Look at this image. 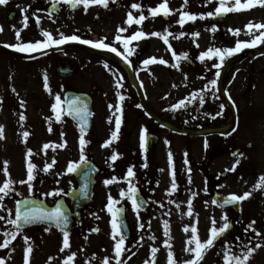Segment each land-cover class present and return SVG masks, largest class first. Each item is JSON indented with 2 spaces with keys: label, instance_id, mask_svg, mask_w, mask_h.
<instances>
[{
  "label": "flooded vegetation",
  "instance_id": "flooded-vegetation-1",
  "mask_svg": "<svg viewBox=\"0 0 264 264\" xmlns=\"http://www.w3.org/2000/svg\"><path fill=\"white\" fill-rule=\"evenodd\" d=\"M135 1L138 0L107 2V7L92 4L87 11L83 5L60 6L57 14L51 16L48 8L46 12L41 8L29 9L31 13L27 27L24 26L21 10L18 13L10 11L8 16L6 12H0V26L3 28L0 31V48L5 49L9 48L5 45H14L13 39H10L14 37V33L8 34L10 21L14 23L18 19L22 20L20 31L29 33L30 40L35 37L36 40L45 39L42 35L45 30L41 25L47 22L42 16L54 19L50 31L47 32L54 33L55 39L59 38L60 33L66 36L75 34L81 39L103 41L115 46L124 56L127 55V50L122 43L116 42V36L127 39L137 31L146 34L143 38L131 41L129 48L135 51L128 56L127 61L116 53L93 47L69 51L67 46L62 45L59 52L31 59L27 56L34 54L20 52L16 55L0 50V53L6 54L5 57H0V125L3 126L5 137L0 139V186L8 179L13 181V191L4 197L0 205V210L11 208L13 211H8V217L5 216L6 219L0 223L7 224L9 216L15 218L17 202L28 199L41 201L49 206L64 202L72 218L68 249L61 252L62 230L51 227L50 231H45L46 226L28 227L19 231L8 247L0 248V259L4 264H25L29 246L33 251L28 254V264H63L64 259L71 253L76 255L70 264H99L95 254L88 249L90 245L85 239L89 231L99 228L94 226L88 229L87 223L83 221V217L91 212L92 216L98 215L91 210L97 195L101 199L100 207L106 213L109 196L118 202L114 207L123 209L131 232V238L125 244L132 239L134 242L131 247L134 248L138 243V250L141 252L126 255V264H145V261L153 264L151 248L156 246V241L150 239L155 237L151 234L152 227L164 225L165 221L168 225L174 222L176 217L172 214V204L181 196L178 193L189 186L185 145L190 142L199 143L201 152L210 154L209 158L206 155L204 158L199 157L198 172L201 176L204 168L219 162L227 163V174L220 175L219 179L206 176L205 184H220L228 176L229 169H232L231 163L224 158H227L230 151L232 136L239 132L238 128L245 119V106L252 102H255V106L257 102L264 100L244 98L242 86L243 79L249 76L255 79L258 71L264 68V43L245 48L226 58L219 69L212 66L219 63L218 57L210 60L206 58L201 62L199 56L209 48L224 49L235 47L237 41L250 42L253 36L247 34L246 25L249 22L264 23V7L257 5L248 10L229 12L221 17H209L207 13H214L218 0H213L212 3L207 0H194L196 6H189L183 11L197 17L203 14L205 18L188 21L181 27L177 23L180 17L174 19L170 15H163L162 19L166 24L157 27L158 16L152 17L149 12L153 8L151 4L141 13L146 17L141 24L127 23L129 12L134 18H139L137 10L132 8ZM229 4H234V0H229ZM93 12L94 21L98 25L95 28L89 23L90 14ZM36 17H39V24ZM213 26L216 28L215 32L211 30ZM120 28L127 31L119 32ZM229 29H239V35H234ZM261 31L264 29H253L255 35H259ZM152 33L172 35L168 36L166 44L163 35L154 36ZM180 33L184 35L181 36ZM194 33H199V36H194ZM20 37H24V34H20ZM23 41L31 42L27 38ZM149 58H155L156 62L145 65L143 61ZM161 59L167 63H159ZM244 63L243 68H240ZM217 72L220 73L219 77L216 76ZM45 77L50 91L44 87ZM213 79L217 81L215 87L210 83ZM117 83L122 86L118 88ZM13 88L15 92L12 91ZM193 93L197 94L195 99L192 98ZM56 95L62 101L60 121H57L52 111ZM77 95L88 96L92 103L91 129L83 132L87 141L84 154L87 162L91 161L100 169L96 176L93 201L81 208L78 220L72 209L70 193L79 190V184L75 172L65 174L69 162H80L81 126L72 120L67 109L70 97L74 98L73 101L78 98ZM120 96L124 99L120 100ZM200 96L204 98L203 104L200 103ZM80 100L84 102L83 99ZM180 101H185L184 106L174 108ZM118 106L120 111H117ZM21 114L25 116L23 121L20 120ZM117 117L121 119L118 139L105 147V142L115 131ZM25 131L29 133L26 140L23 137ZM186 131L196 133L191 135ZM61 133H64L63 137ZM142 135L145 138L143 149ZM64 141L67 142L66 147L43 150L46 143L54 145ZM28 149L33 151L34 155L30 159L36 165L31 190L27 183H20L27 179ZM113 154H118L115 161L110 159ZM233 155L235 154L230 155L232 159ZM53 159V167L44 172L45 165L51 164ZM5 161L8 162L7 175L3 170ZM129 167L135 173L132 178L127 177ZM173 172L177 189L169 195ZM113 177L116 181L106 185L105 181ZM129 181L138 190V201L146 202L140 203L138 212L133 210L129 199L120 195L121 190L127 192ZM55 190H62L61 195H47ZM220 211L230 213L231 210ZM140 224H144L143 229L139 227ZM9 227L11 232L16 231L13 225L10 224ZM146 231H149V235H145ZM25 236L29 238L27 242ZM4 239V234H0V244ZM226 251L225 247L221 248L222 257ZM209 254L210 249L201 264H206ZM191 258L188 252L181 250L174 260L175 264H183ZM155 264H164L159 251L155 254Z\"/></svg>",
  "mask_w": 264,
  "mask_h": 264
},
{
  "label": "rangeland",
  "instance_id": "rangeland-1",
  "mask_svg": "<svg viewBox=\"0 0 264 264\" xmlns=\"http://www.w3.org/2000/svg\"><path fill=\"white\" fill-rule=\"evenodd\" d=\"M114 1L119 0H107V2ZM163 2L164 0L135 1V4L140 5V9H136L138 12L137 14L140 16L143 11L145 12L148 9V4H151L154 8ZM167 2L169 9L173 10L172 14H170V16H172L171 18L178 19L180 17V11L177 10L182 8V5H184V0H167ZM53 3H56V0H9L8 5H0V12H6L8 16L10 11H17L18 13V10H21L22 13V9H27L26 13H22L24 18L25 15L28 17L30 16L31 10L29 9L41 8L46 12L47 8ZM57 4L59 6H68V4L63 3L62 0H60V2ZM79 5L82 7V4ZM189 6H196L194 0H188V4L184 8H189ZM94 14L95 12L90 14L91 18L89 22L90 25H93V28L98 27L94 21ZM162 16L163 14L161 13L157 17V27L164 26V24H166L163 21ZM41 18L47 22L45 25H41V28L43 27V30L50 31L54 19L51 17L44 18L43 16ZM7 21L9 22V20ZM21 23L22 20L19 19L14 23H11L10 21L11 28L8 30V34L11 35L14 33V37L10 38L13 39V41H9L10 44H12V42L14 44L26 43L23 41L25 38H27L28 41H31L30 43L44 40H36V37L34 40H30L31 36L29 38V33H23L20 31ZM100 30L102 31L101 28ZM17 31L21 32L20 34H24V37L17 39ZM157 32H159L158 29ZM51 34L55 39L54 33ZM78 48L84 49L82 46L75 45V47H69L68 50L73 51V49ZM9 49L11 51L17 52L12 47H9ZM24 53L30 54L36 53V51ZM5 56L6 54L0 53V57ZM245 63L241 64L240 68H243ZM258 72V77L256 76L255 79L251 76L243 79L242 86L244 98L253 100L257 98L264 99V68L260 69ZM252 84L254 86H252ZM254 103L255 102H252L245 106V119L242 120L238 128L239 132L232 136V145L230 151L227 155V158H224L231 163L232 168L235 167V170L229 171L226 179L221 180L220 184L209 183L207 185L205 184V179L206 176L209 178L210 175L219 179L220 175L226 173L225 169L227 163L222 164L219 162V159V163L217 165H212L207 169L204 168L202 171V177L201 173L198 172V165L200 163L199 157L204 158L206 153L201 152L199 143L190 142L185 145L189 186L186 187V189H182L178 193L181 196L178 198L176 203L172 204V214L174 217H176V219L172 224L168 225L169 235H165L164 225H156L152 227L153 231L151 232V234L155 236L156 246L154 247L160 252L164 264H167L169 251L173 253L174 257L178 256L179 251H185L186 246H188L187 240L191 237V226H195L197 228V235L199 239L201 241H206L210 235L212 219L215 218L216 227H220L223 223L221 220L223 215H227L228 221L234 225L235 229L231 235L210 248V254L206 260V264H225L224 259L220 254L222 247H225L227 251L230 248V254H232L233 250V253L239 254L242 250V245L254 247L255 243L257 242L264 245V186L260 188L257 187V185L260 184L261 178L264 177V100L257 102L258 104L253 106ZM238 150H240V153H238ZM236 153H238V155H236ZM232 154L236 155H233V159L230 156ZM206 156L209 158L210 154ZM237 161H239V163H236ZM209 181L211 180L209 179ZM213 192H220L224 195H243L246 192H251V196L248 199L240 202L241 212L239 214H234L232 211H230V213H223L220 210L218 211L217 208L212 204ZM193 193H195L194 196ZM99 198V195H97L96 200L91 206V210L97 212L98 215L92 216L91 212L86 217H83V221L87 223L88 229L97 226L100 231L98 234H95L93 231L88 230L89 232L87 234V242L90 245L88 249H91V252L95 254L96 260L99 264H102L106 258L108 259L109 264H116V257L114 255V241L111 239V216L100 207L101 199ZM190 198L192 199L193 217H189L187 215V202ZM177 204H179V207H177ZM11 210L13 211L11 208L0 210V216L8 217L7 212ZM1 221L2 220H0V222ZM252 221H255L253 227L261 233L260 237H257L255 232L251 231L250 229L246 231L247 226ZM9 225L10 224L8 223H0L1 235H3L5 232H11L12 229H10ZM186 226L189 227L188 232L184 231ZM145 235H149V231H146ZM165 241L171 245V248L166 247ZM133 242L134 240L131 239L127 244H125V251L120 257L122 261H125L126 255L135 254V252H141L138 250V243L134 248L131 247ZM191 246L194 247L195 245L193 244ZM148 251H150V249H148ZM149 264H151V261ZM249 264H264V247H261L253 254Z\"/></svg>",
  "mask_w": 264,
  "mask_h": 264
},
{
  "label": "snow or ice",
  "instance_id": "snow-or-ice-1",
  "mask_svg": "<svg viewBox=\"0 0 264 264\" xmlns=\"http://www.w3.org/2000/svg\"><path fill=\"white\" fill-rule=\"evenodd\" d=\"M60 0H56V3H59ZM63 3L65 4H70V5H79L82 4L85 11H87L88 7L92 4H102L103 6L107 7V0H62ZM208 3H212L213 0H207ZM9 4V0H0V5H8ZM188 4V0H184V5H182V8L180 10V18L177 21V23H179L181 25V27H183V25L188 22V21H195L197 18L203 19L205 18L203 14H201L199 17H197V15L194 14H190L186 11H183V8L186 7ZM257 5H259L260 7H264V0H244V2L242 3L241 0H234V4H229V0H218V6L215 8L214 13L213 12H208L207 16L211 17L213 15H224L227 14L229 12H239L242 10H248L251 9L253 7H256ZM56 4L53 3V8H55ZM132 8L139 10L140 9V5L139 4H133ZM171 9H169L168 7V2L167 0H164L163 3L159 4L157 7L154 8H150L149 12L151 14L152 17H156L158 15H160L161 13L164 16H168L170 14H172ZM27 9H22V13H26ZM49 15L51 16L52 13L50 12ZM146 19V17L141 14L139 16V18H134L132 13L129 12L128 17H127V23L129 25H132L133 23L135 24H141L144 20ZM27 21H28V16L25 15L24 16V26L27 27ZM36 22L37 24H39L40 20L39 17H36ZM246 28L248 29V33L249 35L253 36V39L250 42H241V41H237L235 47H230V48H209L206 52H203L200 54L199 59L201 60V62L205 61V59H212L213 57H218L219 58V63L213 64L212 66L219 69L220 67H222V65L224 64L226 58L231 57L239 52H241L243 49L245 48H253L256 47L258 43H264V31H261L259 35H255L253 32V29L255 30H261L264 29V23H255L253 24L252 22H249L248 25H246ZM213 32L216 31L215 26H213V28L211 29ZM0 31H3L2 26H0ZM119 32H125L127 31V29L125 28H120L118 30ZM229 31H232L234 35H239V29L236 30H232L229 29ZM43 37H45V39L43 41H37L35 43H17L14 45H5V47H12L15 51L17 52H34L37 50H41L44 49L46 47H50L52 45H62L68 42H79L81 44H87V45H91V47L93 48H97V49H106L110 52L116 53L117 56H122V58H124L126 61L128 59V56H131L135 49L133 48H129V44L131 43V41L140 39L145 37V33L143 31H137L135 32L131 37L127 38V39H122L120 35H117L115 40L116 42L122 43L123 44V48L125 50H127V55L124 56L120 51L117 50V48L115 46H111L109 44L104 43L103 41H99V42H94L92 40H87V39H81L79 36L73 34L70 36H66L63 33H60V36L58 39H54L52 34L50 32L47 31H43L42 32ZM152 35L154 36H161L163 34L161 33H152ZM172 35V33H167V35H163V39L164 42L167 44L168 43V36ZM180 35H184V33H180ZM194 36H199V33H194ZM16 36L17 39L20 38V32L17 31L16 32ZM179 38V37H177ZM173 55H175V53H173ZM182 58H186V57H182ZM156 60L155 58H149L143 61V63L145 65L148 64H152L155 63ZM159 63L161 64H166L167 62L164 61L163 59L159 60ZM107 67V65H105ZM220 73L217 72L216 76L219 77ZM211 85L213 87L216 86V79H213L210 81ZM122 85H120L119 83H117V87H121ZM45 89L49 90L48 88V83H47V77H45V85H44ZM207 87V86H206ZM13 92H15V89H12ZM197 96L196 93L192 94V98L195 99ZM120 100H123L124 97L120 96L119 97ZM189 103H191V100L188 101ZM61 97L59 95L55 96V103L52 105V111L55 113L56 115V119L57 121L61 120V113H62V108H61ZM200 103L203 104L204 103V98L203 96H200ZM83 102L80 100V98H76L73 101H70L68 103V114H74L76 117L79 118L80 122H81V137L79 140V145H80V162L79 163H75V162H69L68 167L66 169V173H74L77 171V169L80 168L81 164H84L87 162V158L84 154V150L85 147L87 145V141H85L84 137H83V132H84V124L87 121V116H88V112H87V107L86 105H83ZM185 104V101H180L178 104L174 105L173 107L176 109H179L181 107H183ZM111 107V106H110ZM221 108H223V105H221ZM121 109L119 108V106L117 107V111H120ZM25 119V116L23 114L20 115V120L23 121ZM111 122V120L109 121ZM121 127V119L120 117H117L115 120V131L112 132L111 134V138L105 142L104 146L107 147L109 146L113 140L118 139V133ZM51 127H49V131L51 132ZM29 136L28 132H24L23 133V137L25 138V140L27 139V137ZM61 136H64V133H61ZM4 129L3 126L0 125V139H4ZM144 136H141V148L143 149L145 147V143H144ZM67 146V142L64 141L63 143L60 144H49L46 143L43 145V150H47L49 148H52L53 150H55L56 148H63ZM27 157L29 158L27 161V179L24 181H20V183H27L29 190H31L32 188V181L35 179L34 176V169L36 168V165L34 163L31 162V157L34 155L33 151L31 149L27 150L26 153ZM118 158V154H113L112 157H110V159L112 161H115ZM172 157H171V153L169 154V162L171 163ZM55 163V159H53V162L51 164H46L43 171L44 172H48L52 167L53 164ZM236 163H239V161H237ZM7 164L8 162L5 161L4 162V173L5 175H7ZM146 167V165H145ZM230 171H234L235 167H233L232 169H229ZM135 176V173L133 171L132 167H129L127 170V177L128 178H132ZM116 181V178L113 177L112 179L106 180L105 184L109 185L112 184ZM12 184L13 181L11 179L6 180L2 186H0V205H2V202L4 200V197L9 196L10 193L13 191L12 188ZM264 186V177L261 178L260 180V184L257 185L258 188ZM177 189V184L175 181V173H172V182H171V188L169 189L168 194L171 195L173 192H175V190ZM83 191V189H82ZM62 190H55L53 192H49L47 193V195H51V196H59L61 195ZM121 197H126L127 199H129L131 201L132 207L134 211H139V205H138V190L137 188L131 183V181H129V186L127 189V192L121 190L120 193ZM195 195V193H193V196ZM251 196V192H246L243 195H237V194H231L229 197L223 199V202L219 205L220 207H223L224 205L227 204H238L242 201H244L245 199H248ZM170 203H172L173 201H169ZM33 201L30 200H25L23 202L24 204V208L23 210L21 209L20 202H17V208L15 211V218H11V216H9V218H7L6 222L13 225L14 228L16 229V231H12V232H5L4 236V242L2 244H0V248H4V247H8V245L10 244L11 240L15 239L18 232L22 230V227L25 225H33V224H37V223H45L47 226L45 227V231H50L51 227L55 226L56 228H59L62 230L63 232V246L61 248V252H63L65 249H68L70 247V243H69V231H67L68 229V225H69V217L68 215L65 214L64 211H62L61 206L58 204L53 210L51 211H44L40 208L37 207H33ZM118 203L117 201H115L111 196H109V200H108V204L106 205L107 211L108 213L111 215V239L114 241V255L116 257V264H126V261H122L120 259V257L122 256V253L125 251V241H126V236L124 234H122L121 228H122V223H118V220H120V218L122 217L123 214V209L122 208H116L114 207V205ZM141 204L146 203L144 201L140 202ZM188 212L187 215L189 217H193V210H192V199L190 198L188 200ZM213 203H216V201H213ZM161 207H163V205H161ZM177 207H179V204H177ZM6 218L4 216H0V220H5ZM222 220V224L220 227H216V220L215 218L212 219V227L210 228V235L209 238L206 241H201L197 235V228L195 226H191V237L187 240V245L185 248V251L188 252L192 258L188 259L186 261L183 262V264H201V261L204 258V255L206 254V252L212 248L215 244V242L217 241L218 238H220L228 229L231 228V224L228 221V217L227 215H223L221 217ZM255 224V221H252L251 223H249V225L247 226V230H251L253 232H255V235L257 237L261 236V233L259 231H257L253 225ZM139 227L141 229L144 228V224H140ZM164 227H165V235H169L168 232V222L165 221L164 222ZM92 231H99V229H93ZM185 232L189 231V227H185L184 228ZM170 238V237H169ZM25 242H27V240L29 239L27 236L24 237ZM85 239H87V237H85ZM150 239H155V237H150ZM195 245L194 247H192L191 245ZM165 245L168 248H171V245L168 244L167 241H165ZM242 250L239 254H235V253H231V249L229 248L228 251L225 252L224 254V262L225 264H249L250 259L252 258L253 254L260 249L261 247H264V245H262L261 243L257 242L255 243L254 247L253 246H249V245H242ZM32 248L31 246H29L26 250V255H25V264H28V260H29V255L32 252ZM158 252V249L155 247L151 248V254H152V261L153 264H155V254ZM75 253H71L70 255H68L66 257V259H64L63 264H70V262H72L74 260L75 257ZM130 259V257H129ZM0 264H4L3 260L0 259ZM102 264H109L108 259L106 258ZM145 264H148V261H145ZM167 264H175V260H174V256L173 253L171 251L168 252V257H167Z\"/></svg>",
  "mask_w": 264,
  "mask_h": 264
},
{
  "label": "water",
  "instance_id": "water-1",
  "mask_svg": "<svg viewBox=\"0 0 264 264\" xmlns=\"http://www.w3.org/2000/svg\"><path fill=\"white\" fill-rule=\"evenodd\" d=\"M69 6H71V5L69 4ZM58 7L59 6L57 4H56L55 8H53V5H50L49 13L51 12L52 14H57V12L59 10ZM56 50H58V47L52 48L51 50H48L46 52H42L41 54L50 53V52L56 51ZM84 98H85L83 100L84 104H82L81 106L86 105V107H87L88 116H87V121L84 124V129L87 130L90 128V125H91L90 121L92 119V114H91L92 108H91V103H90L89 98L87 96ZM69 115L72 118H74V120L77 121L81 125V122H80L78 117H76L74 114H69ZM98 171L99 170L97 169V167H95L92 163H89V164H85L83 167L78 169V171L76 172L75 176L78 179L79 184H80L79 191L71 194L70 197L74 200L73 207L77 213L80 212V208H82V206L89 204L90 201L92 200L91 198H92L93 190H94L93 186L95 183V176L98 173ZM82 189H83V191H82ZM223 199H225V197H223L221 194H216L213 198V201H216L215 204H217L219 206L223 202ZM30 201L34 202L32 205L33 207L40 208L44 211H51L56 207V206L55 207L46 206V204H44L43 202H39V201H37V202L34 200H30ZM59 205L61 206L62 211H64L65 214L68 215V217H69V225H68V229H67V231H68L70 229V226L72 223V222H70L71 218L69 216V211L67 210L64 203H59ZM19 206L23 210V208H24L23 202H21ZM230 207L234 208V210L236 212L240 211V203H238V204H227V205H224L222 208L227 209ZM119 223H122V228H121L122 234H124L126 236V238H128L130 235V232H129L128 227H127L126 219L124 218V214H122V217L120 218ZM38 224H45V223H37V224H33V225H38ZM27 226H30V225H25L22 228H27ZM57 229H59V228H57ZM232 229H233V226H231V228L228 229L221 237L230 233Z\"/></svg>",
  "mask_w": 264,
  "mask_h": 264
},
{
  "label": "bare ground",
  "instance_id": "bare-ground-1",
  "mask_svg": "<svg viewBox=\"0 0 264 264\" xmlns=\"http://www.w3.org/2000/svg\"><path fill=\"white\" fill-rule=\"evenodd\" d=\"M232 123V121H230V124Z\"/></svg>",
  "mask_w": 264,
  "mask_h": 264
}]
</instances>
